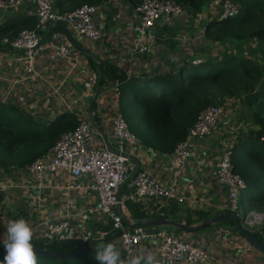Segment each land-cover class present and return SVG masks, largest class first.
I'll return each mask as SVG.
<instances>
[{"label": "crops", "instance_id": "0c3cea01", "mask_svg": "<svg viewBox=\"0 0 264 264\" xmlns=\"http://www.w3.org/2000/svg\"><path fill=\"white\" fill-rule=\"evenodd\" d=\"M82 2L92 3L96 7L93 20L100 31L96 40L81 37L69 26L61 23H47L37 30L41 43L64 41L71 49L72 56L81 57L75 70L69 67L73 63L72 59H58L53 50L44 48L35 58V69L39 76H31L23 64L13 61L18 50L0 41V92L12 86V92L5 103L14 105L22 115L43 127L59 128L53 141L59 133L71 128L78 120H85L93 130L95 144L108 145L115 149L116 142L110 120L115 110L119 109L115 91L118 81L146 73V76L161 73L172 63H194V58L203 60L207 55L213 54L209 45L214 41L205 37L204 25L216 16L213 9L208 8V13L203 9L190 13L184 10L177 15L159 18L153 25L155 36L149 52L132 54L128 44L133 34L131 26L135 20V3L131 4L128 0H54L53 5L58 10H68ZM31 6V3L24 2L10 9H0V30L5 28L3 33L14 34L22 27L31 28L34 17L27 13ZM65 31L77 45L88 49L98 58L81 54L69 42ZM101 60L109 62L105 67L107 74L102 73L104 69L99 63H105ZM109 66H112L114 72ZM91 75L93 80L89 84ZM237 109L232 114L229 110L227 119L224 112L220 114L217 120L219 125L213 134L191 139L188 156L177 180L178 195L181 198L168 199L161 203L150 199L135 200L133 202L140 209L146 203L151 205L148 212H144L141 217H161L191 225L212 216L217 212L218 206L226 203L225 189L215 177L213 165L220 145H231L240 128H230L231 118L236 119L239 112ZM30 122L32 121H28V124ZM52 143L41 153L47 152ZM134 155L137 164L139 161L140 170L151 172L161 181L170 179L173 166L171 150L159 151L139 141ZM23 165L12 163L0 173V182L5 185L0 190V238L6 232V225L10 221L23 218L30 224L55 214L70 212L72 213L69 217L73 220L78 209L94 204L95 195L92 191L63 187L66 182L84 183V174L71 177L66 170L60 169L45 172L38 179L28 173ZM248 187L241 189L240 200L243 197L250 200L261 194L254 187H250L254 195L250 194ZM128 212L126 210V216L135 219ZM254 213L264 214V207L249 208L245 213V218H250L249 224L242 225L264 239V233L260 231L264 227L263 222L256 225L261 220L256 219ZM231 224V220L223 219L194 231L179 230L167 223L145 227L154 231L174 232L200 246L206 252V257L203 261L192 264H264V254L238 234L231 233L228 228ZM32 240L41 242L35 238L34 233ZM150 248L146 242L139 244L138 256L147 257L146 253H151Z\"/></svg>", "mask_w": 264, "mask_h": 264}, {"label": "built area", "instance_id": "2783aa9c", "mask_svg": "<svg viewBox=\"0 0 264 264\" xmlns=\"http://www.w3.org/2000/svg\"><path fill=\"white\" fill-rule=\"evenodd\" d=\"M24 2L32 4L27 13L34 17L33 26L22 27L14 34H0V41L18 50L13 56V61L23 64L31 76L38 77L35 58L36 54L45 48L53 50L58 59H72L73 63L69 67L75 70L77 64L81 62V57L77 56L78 59L72 56L71 49L64 41L41 43L37 30L47 23H61L69 26L81 37L96 40L100 31L93 20L95 5L81 3L68 10H58L53 5L54 0H0V9H10ZM209 4L217 20L236 15L239 11L238 2L233 0H210ZM133 10L135 12V20L131 26L133 34L128 44L132 54L149 52L155 36L153 25L157 19L184 11L173 0H139L134 4ZM198 60V57L194 58L193 62L197 63ZM92 80L93 75L89 78V84ZM115 91L118 92L117 86ZM11 92L12 86L2 90L0 101H6ZM228 104L225 102L208 104L198 111L185 137L177 141L171 149L173 166L168 181H161L146 170L139 169L132 173L134 164L130 155L134 154L139 140L129 130L119 109L115 110L110 120L116 142L115 149L108 145L95 144L93 130L85 120H78L74 127L59 133L47 152L36 155L23 165L24 169L38 179L45 172L60 169L66 170L71 177L84 174L86 176L84 183L66 182L63 187L90 190L95 195V202L93 205L78 209L73 220L69 217L72 213L70 212L31 222L29 225L35 238L43 243L88 240L91 246L95 239L104 241L107 239L108 242L104 245L114 243L121 252L125 264L138 256L135 251L143 242L151 247V264H192L203 261L206 252L193 241L186 240L174 232L154 231L145 226L129 227L127 220H130V217L125 214L126 201L150 199L161 203L168 199H180L177 180L188 156L191 139L213 134L216 122ZM232 168L231 145L224 143L220 145L213 165L215 177L226 192V203L218 207L239 212V191L245 187V183ZM2 171L3 167L0 166V173ZM4 188L5 185L0 182V190ZM150 207L151 205L146 203L141 209L143 213H147ZM109 221L110 226L106 228ZM115 232H118L117 236H113ZM142 264H148L146 259Z\"/></svg>", "mask_w": 264, "mask_h": 264}, {"label": "trees", "instance_id": "16d2710c", "mask_svg": "<svg viewBox=\"0 0 264 264\" xmlns=\"http://www.w3.org/2000/svg\"><path fill=\"white\" fill-rule=\"evenodd\" d=\"M128 1L131 4L139 2ZM173 1L189 13L200 12L204 1L210 0ZM233 1L239 4L238 13L220 20L211 19L204 25V34L210 41L222 45L236 40V54L222 49L221 56L217 59L209 54L197 63H172L161 73L150 76H146V73L118 81L117 99L129 130L138 140L156 150L169 151L177 141L185 137L200 109L208 104H221L225 96L237 97L238 102L250 110L248 120L256 127L239 128L235 134L231 143L232 169L241 176L246 186L254 185L257 191H262L248 200L250 208H263L264 64L255 62L240 44L251 38L258 39L259 42L264 40V0ZM3 29L5 28L0 30L2 34ZM246 47L250 52L253 51L248 45ZM99 64L104 69L103 72L101 68L102 73L107 74V63ZM183 67H188L185 74ZM110 69L114 72L112 66ZM135 78L152 81L154 85L148 86L144 91L133 90L131 98V94H128L130 84H127ZM18 121L22 123L15 125ZM28 121L32 122L28 124ZM58 132L59 128L43 127L22 115L14 105L0 101V166L7 168L12 163L17 166L28 163L47 149ZM240 204L242 206V199ZM126 210H129L128 213L133 218L144 214L133 201H126ZM109 226L110 221L106 228ZM260 231L264 233V227ZM256 236L264 243L258 233ZM31 242L34 248L61 252H68L77 246L76 242L65 240L51 241L45 246L35 240ZM0 249H4L3 244H0ZM90 252L91 260L80 264H99L95 259L96 251L93 249ZM5 254L0 253V264H3ZM37 257V264H64L56 262L55 260H59L52 256L37 254Z\"/></svg>", "mask_w": 264, "mask_h": 264}, {"label": "rangeland", "instance_id": "374dc122", "mask_svg": "<svg viewBox=\"0 0 264 264\" xmlns=\"http://www.w3.org/2000/svg\"><path fill=\"white\" fill-rule=\"evenodd\" d=\"M208 8L209 9L211 8L209 2L208 1L207 2L204 1V5H203V8L202 9L205 10L208 13ZM201 24L202 23L200 22V26H201ZM257 41H258V39L251 38L247 42L242 41L240 45L243 48V50L246 51V54L248 53L250 55L249 57H251L255 62L264 64V40H262L260 42L259 41L257 42ZM236 45H237V41L236 40L235 41H232V42L231 41L226 42L223 45H222V43H217L216 41H214V42L210 43V45H209V47H211L212 50H213L212 51L213 54H211L210 56L211 57H214L216 59L218 57L220 58L221 53H222L221 52L222 49L223 50L225 49L226 51H229V52H232V53H235L236 54L237 53ZM246 45H248L250 48H252L253 51L250 52L249 49L246 47ZM225 47H227V48H225ZM198 59H199L198 62L202 61V59H200V58H198ZM186 62L187 61H183V63H186ZM91 63H93V62H91ZM187 69H188V67H183V73L184 74L186 73L185 71ZM129 84H130V86L128 88V94H131V98H132L133 97V94H132V91L133 90H142L143 89V91H144V89H146L148 86L150 87V86L154 85V82L148 81L146 79H137V78H135L131 82H129L127 85H129ZM238 101L239 100H238L237 97H234V96H225L222 99V101L220 102V103H222V102L229 103L228 106L226 108H224L222 110V112H221V113L224 112L223 114H224L225 119H227L229 117V115H228V111L229 110H231L230 113L232 114V112L234 113V109L235 108H238L237 111H239V112L236 114V119L237 120L232 115L233 118H231V121H230V128L232 127V128H236L237 129L238 126L240 128H244V129H247L246 128L247 126L248 127H252V128L254 127L255 128L256 126L254 125V123H251L248 120L250 110H247L248 108H245ZM1 102H3V101H1ZM123 117H124V115H123ZM19 123H22V122L21 121L15 122V125H18ZM245 123H246V125H245ZM217 125H219L218 122H216V129H217ZM13 162H15V161H13ZM250 187H256V186L250 185L247 188V191L250 194L254 195L253 190ZM238 205H239V209H240V212H241L240 216H243L242 217V220H241V223L243 222L242 224H249L248 223V219H250V218H247V219L245 218V213L250 208V206L248 205V199H246L245 197H243L242 198V206H241L240 202H238ZM254 215H255L256 219L261 220V222L258 223V224H256V225H261L262 222H263V225H264V214L263 213H258V214L257 213H254ZM231 225H233V223ZM104 244H105V241H103V240L95 239V240L92 241V247L93 248H96V249L103 247ZM43 245L45 246L47 244H43ZM149 253L150 252L148 251V253H146V254L148 255ZM135 254L138 255L137 250H136ZM90 255H91L90 250H85L83 252H80L79 255H72V256H69V257L63 258V259H58L57 258L59 261H57V260H55V261L58 262V263L62 262L64 264H80V263H83L84 261H90L91 260ZM151 256H152V254H151ZM38 258L39 257H37V262H38Z\"/></svg>", "mask_w": 264, "mask_h": 264}, {"label": "water", "instance_id": "95a60500", "mask_svg": "<svg viewBox=\"0 0 264 264\" xmlns=\"http://www.w3.org/2000/svg\"><path fill=\"white\" fill-rule=\"evenodd\" d=\"M65 33H66V36L68 37L69 42L74 47H76L81 54L86 55L88 57L95 58V59L98 58L97 56L93 55L88 49L77 45L75 43V41L70 37V35L66 31H65ZM97 61H100V60H97ZM101 61L104 63H109L105 60H101ZM122 77H123L122 79L125 78L124 75ZM122 79H118V80H122ZM96 94L97 93H95V95ZM130 159L134 164V172L138 171L140 169L138 166L139 161L137 164V159H136L135 155L134 154L130 155ZM216 210H217V212H215L212 216L205 218V219H201V221L199 223L191 224V225L176 222L173 220H167V219H164L161 217H159V218L139 217V218L127 220V223L129 225V227L156 225L158 223H167V224H172V225L176 226L179 230L194 231V230L201 229L202 227H208L212 223L219 222L223 219H229L233 223V225L228 227L231 230V233L234 232L235 234H238L239 236L244 238L251 246H253L259 252L264 254V243L255 234L250 232L247 228H245L242 225L241 220H242L243 216H240V214L238 212H235V211H232L229 209L217 208ZM117 234H118V232H115L113 234V236H117ZM72 241H74L78 244L76 247H74L72 250H70L68 252L54 251V250L45 249V248H34V250L36 251L37 254L48 255V256L58 258V259H63V258H67V257L72 256V255H79L80 252H83L85 250H93L94 249V248H92V246L88 240L80 241L79 239H73ZM0 253H6V250L0 249Z\"/></svg>", "mask_w": 264, "mask_h": 264}, {"label": "clouds", "instance_id": "9594fccd", "mask_svg": "<svg viewBox=\"0 0 264 264\" xmlns=\"http://www.w3.org/2000/svg\"><path fill=\"white\" fill-rule=\"evenodd\" d=\"M32 239L33 231L26 220L20 218L8 222L6 232L0 238V243L3 244L6 250L3 264H37V253L31 242ZM95 259L99 264H125L121 257V252L114 243H107L103 247L96 249ZM145 259L148 264H151L152 256L150 253L146 258L137 256L129 261L128 264H142Z\"/></svg>", "mask_w": 264, "mask_h": 264}]
</instances>
